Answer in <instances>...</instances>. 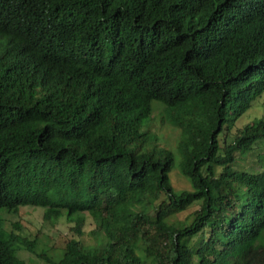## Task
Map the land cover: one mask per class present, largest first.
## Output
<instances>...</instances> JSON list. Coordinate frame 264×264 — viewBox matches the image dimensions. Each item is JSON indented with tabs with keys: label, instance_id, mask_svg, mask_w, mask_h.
Here are the masks:
<instances>
[{
	"label": "trees",
	"instance_id": "trees-1",
	"mask_svg": "<svg viewBox=\"0 0 264 264\" xmlns=\"http://www.w3.org/2000/svg\"><path fill=\"white\" fill-rule=\"evenodd\" d=\"M261 94L264 0H0V211L39 206L75 236L88 216L92 241L47 264H264V167H229L264 138V114L230 132ZM151 100L191 191L148 144ZM33 243L0 217V264Z\"/></svg>",
	"mask_w": 264,
	"mask_h": 264
},
{
	"label": "rangeland",
	"instance_id": "rangeland-1",
	"mask_svg": "<svg viewBox=\"0 0 264 264\" xmlns=\"http://www.w3.org/2000/svg\"><path fill=\"white\" fill-rule=\"evenodd\" d=\"M263 95L256 97L250 107L234 121L230 132L241 128L264 114L261 104ZM150 107V117L142 124V130H146L153 135L148 144L153 142L167 149L172 154V163L167 171L172 191L174 193L191 191L188 179L180 174L178 168L180 156L177 151V142L181 137V131L174 124H169L164 119L163 105L160 102L151 100ZM256 148L258 149L256 150ZM229 167L236 171L260 172L264 167V138L257 140L251 149L238 152ZM198 204V202L193 203L184 211L177 213L176 217L187 222L191 212L198 207ZM42 210L39 206L24 205L19 207L17 213L0 211L3 228L6 231H11L18 237L34 240L35 253L28 252L23 247L18 251V256L28 264H47L36 253L39 254L40 250L47 253L60 251L65 241L69 238L81 239L85 243L92 241L90 230L93 229V223L87 215L85 224L82 227V236H75L71 231L72 223L66 222L63 217H60L54 223L44 221L42 219Z\"/></svg>",
	"mask_w": 264,
	"mask_h": 264
}]
</instances>
